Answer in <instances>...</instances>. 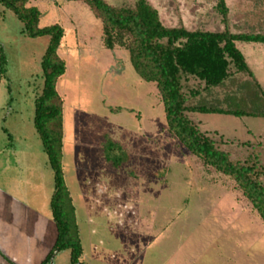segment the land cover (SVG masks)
I'll return each mask as SVG.
<instances>
[{"label": "rangeland", "instance_id": "obj_1", "mask_svg": "<svg viewBox=\"0 0 264 264\" xmlns=\"http://www.w3.org/2000/svg\"><path fill=\"white\" fill-rule=\"evenodd\" d=\"M104 1L113 6H131L135 2ZM146 1L157 10L165 26L211 31L223 27L215 8L217 0ZM225 2L231 30L264 29V0ZM27 5L39 11L38 26L58 24L63 28L57 55L65 63V72L56 82L63 102L61 161L83 247L82 264H91L90 235L76 167L85 169L83 182L91 184L86 169L98 162L106 164L100 156L103 140L113 142L107 147L115 149L120 161L132 157V163L113 167L110 178L141 188L139 198L148 200L155 213L150 218L153 235L137 257L139 264H264V221L231 178L203 166L200 159L166 132L155 85L138 76L127 51L103 47L100 23L90 9L82 2L67 0H29ZM22 30V22L0 4V54L6 60L5 72L0 76V163L4 167L16 150L19 168L24 173L26 168L33 170L29 178L34 185L27 186L25 181H20V185L31 195L35 209L52 221L53 175L33 126V100L42 87L40 62L49 37H29ZM237 46L264 86V58L258 55L252 61L246 53L247 44ZM245 78L244 74H236L234 84L226 81L224 86L202 90L192 101L202 98L222 103L224 96ZM197 85L194 80L189 81L190 87ZM189 116L231 158L243 157L254 149L264 164V117L198 112ZM144 129L150 133L142 136ZM129 147L131 155L121 152ZM152 149L159 163H153L151 155L147 159V155L140 154L138 158L134 154L136 150L149 153ZM106 165L111 168L110 163ZM159 165L161 168L155 171ZM104 170L103 174L95 172L94 178H104ZM154 175L156 182L162 184L150 186L153 190L147 194L143 188L149 186ZM130 204L133 209L145 208ZM103 234L112 235L105 228ZM50 264H71L69 250L57 253Z\"/></svg>", "mask_w": 264, "mask_h": 264}, {"label": "trees", "instance_id": "obj_2", "mask_svg": "<svg viewBox=\"0 0 264 264\" xmlns=\"http://www.w3.org/2000/svg\"><path fill=\"white\" fill-rule=\"evenodd\" d=\"M28 1L0 0V4L22 22L25 35L49 37L40 62L42 87L33 100V126L52 170L50 211L57 234L40 264H50L54 256L65 249L69 250L71 264H82L74 206L64 181L61 161L63 102L56 90V82L65 72V63L57 55L63 28L58 24L38 26L39 11L28 6ZM67 1H79L87 6L100 23L103 47L108 50L119 47L127 51L138 76L155 85L163 107L166 132L200 159L203 166L231 178L264 221V164L258 152L251 149L243 157L231 158L228 151L221 149L216 140L189 116L191 112H198L264 117V89L237 46L242 42L264 43V29L231 30L225 0H217L215 5L223 25L216 31L165 26L157 10L146 0H135L131 6H113L104 0ZM5 63L1 53L0 76L5 72ZM236 74H244L246 78L224 96L222 103L217 99L192 101L202 90L224 86L226 81L234 84ZM190 80L198 85L190 87ZM108 145L112 146L107 143L106 147Z\"/></svg>", "mask_w": 264, "mask_h": 264}, {"label": "crops", "instance_id": "obj_3", "mask_svg": "<svg viewBox=\"0 0 264 264\" xmlns=\"http://www.w3.org/2000/svg\"><path fill=\"white\" fill-rule=\"evenodd\" d=\"M246 44L248 46L246 53L252 58V61H255L258 55L264 58V43ZM247 65L261 88L264 89L249 62ZM146 132L149 131L144 129L142 133L138 132V134L141 133L142 136H145ZM107 143L105 140L101 142L100 156L103 162L111 164V168L100 162L87 168L86 171L91 176L89 179L91 184L86 185L83 182L85 169L76 167V176L89 224L88 241L91 264H139L137 257L142 254L145 242L148 244L151 235H153L154 225L150 218L153 219L155 213L150 210L151 206L147 204L148 200L139 198L141 188L137 189L132 184L126 186L120 184L118 180L110 178L113 175V167L119 168L121 164L132 163L130 161L132 157L129 156L128 160L120 161L115 155V149L106 147ZM109 143L113 144L112 141ZM153 149L149 153H141L140 150H136L134 154L137 157H140V154L147 155V159L150 158L148 155H151L153 163H159L156 162L159 158L154 154ZM121 152L130 155L132 153L130 147L124 148ZM13 154V157L4 163V167L0 163V264H40L55 242L56 227L53 220H49L47 215L35 209L32 205L31 195L28 196L27 189H23L20 185V181H25L27 186L34 185L29 178L33 170L26 168L24 173L19 168L16 150ZM2 158L3 154L0 153V160ZM160 168L159 165L154 170ZM103 170L104 178L99 180L94 178V176L96 177L95 172L99 171L101 174ZM12 172L19 174L15 173L14 175ZM153 177L149 186L143 188L147 194L153 190L150 186L159 187L162 184L156 182L155 175ZM130 203L137 204V207L142 204L145 208L133 209V205ZM104 228L112 235L103 234ZM112 242L114 243L112 244ZM116 244L118 247L115 246Z\"/></svg>", "mask_w": 264, "mask_h": 264}]
</instances>
